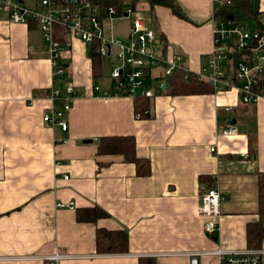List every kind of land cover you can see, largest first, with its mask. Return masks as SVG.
<instances>
[{"label": "crops", "instance_id": "1", "mask_svg": "<svg viewBox=\"0 0 264 264\" xmlns=\"http://www.w3.org/2000/svg\"><path fill=\"white\" fill-rule=\"evenodd\" d=\"M15 1L24 10L41 11ZM245 1L255 14L235 16L255 30L264 28V0ZM178 2L185 18L145 1L136 5V17L159 36L163 55L181 54L184 66L197 73L213 51L216 0ZM125 21L103 20L107 37L127 39L131 19L125 30L114 29ZM55 38L65 46L57 68L37 24L12 23L0 11V264H52L56 255L65 257L58 264H190L196 253L252 249L248 227L262 226L263 218L258 175L264 173V101L244 104L234 90L165 93L137 111L132 98L101 97L112 88L111 74H104L101 60V75L94 77L91 45L60 28ZM147 73L149 80L160 70ZM158 81L151 78L153 85ZM69 84L78 96L64 132L43 117L54 105L51 93L65 94ZM96 85L100 92H94ZM227 121L238 127L237 136L221 135ZM122 136L135 138L138 157L150 162L149 176H138L122 155L98 154L101 138ZM202 185L216 186L224 198L216 238L204 232ZM59 202L75 209H60ZM96 207L106 217L77 220L79 210ZM99 230L127 232L128 252L99 254ZM257 249L264 250V240ZM200 264L219 261L203 256Z\"/></svg>", "mask_w": 264, "mask_h": 264}, {"label": "built area", "instance_id": "2", "mask_svg": "<svg viewBox=\"0 0 264 264\" xmlns=\"http://www.w3.org/2000/svg\"><path fill=\"white\" fill-rule=\"evenodd\" d=\"M231 4V0H216L213 22V51L203 64L200 72L193 73L184 66L183 56L176 52L168 57L159 50V36L145 26L136 17L135 10L125 7L123 14L112 7H102L92 0H41V11L31 12L20 8L15 0H0V11L8 12L9 20L15 24L34 21L40 29L44 42L49 48L52 65L57 68L64 45L55 38L60 28L69 38L85 44L96 45L101 58L115 53L118 65L111 73L112 88L102 93V98L126 96L154 99L167 93L170 80L177 71L185 73V79L191 75L198 81L209 84L216 93L236 91L241 101L247 105H256L264 101V34L248 26L237 16H216L218 8ZM132 20L130 35L127 39L107 37L103 20L110 22ZM162 48V47H161ZM156 69L160 73L149 76L147 70ZM63 69L58 68L62 74ZM152 72V71H151ZM159 80L156 85L151 83ZM95 86L94 92H100ZM78 96L73 84L67 86L65 94L53 91L50 95L54 105L44 114L43 121L51 128H60L67 132L66 120ZM148 111L146 112V114ZM225 137L237 136L239 129L232 122L221 128ZM215 152V148L211 149ZM201 215L206 219L204 232L209 238H216L219 232L221 204L224 198L216 186H201ZM60 209L74 210V204L59 202ZM217 257L219 264H263L264 250L247 249L243 251L219 248L215 252L196 253L190 256V264H200L203 256ZM65 257L56 255L50 258L52 264H58Z\"/></svg>", "mask_w": 264, "mask_h": 264}, {"label": "trees", "instance_id": "3", "mask_svg": "<svg viewBox=\"0 0 264 264\" xmlns=\"http://www.w3.org/2000/svg\"><path fill=\"white\" fill-rule=\"evenodd\" d=\"M102 7L112 6L118 13L123 14L125 7H131L135 10L136 5L145 1L149 3L152 8L166 7L169 8L176 16L185 18L182 8L178 0H92ZM237 14L254 15L248 1L231 0V4L221 6L216 12V16L233 17ZM261 34H264V28L259 27ZM96 45H91V59L92 69L95 78L101 75V60L102 58L96 52ZM170 86L167 94L171 96H191L215 93V90L207 83L198 81L197 78L191 75L185 79V73L177 71L171 78ZM150 99L136 98L134 100L137 111H142L147 108ZM98 154L102 155H122L125 161L136 166L137 174L140 177H147L151 173V165L148 159L139 158L137 155L136 140L133 136L122 137H105L100 139ZM250 154H256V142L252 140L250 143ZM208 180V177H202L201 182ZM258 189H259V213L264 217V173L258 175ZM106 217V214L99 208L92 210H79L77 213V220L83 223H95L99 219ZM264 240V229L261 223L250 225L248 227V246L252 249L261 247ZM129 250V236L125 231H104L99 230L97 233V252L99 254H125ZM154 264L153 260H142L141 264Z\"/></svg>", "mask_w": 264, "mask_h": 264}, {"label": "rangeland", "instance_id": "4", "mask_svg": "<svg viewBox=\"0 0 264 264\" xmlns=\"http://www.w3.org/2000/svg\"><path fill=\"white\" fill-rule=\"evenodd\" d=\"M26 4H32V9L40 11L41 10V0H25ZM130 24V20H127L123 23H117V25L114 26V29H116L118 32L121 30H125L127 26ZM117 64V60L115 57H105L102 59V69L104 74L110 75L113 67Z\"/></svg>", "mask_w": 264, "mask_h": 264}, {"label": "water", "instance_id": "5", "mask_svg": "<svg viewBox=\"0 0 264 264\" xmlns=\"http://www.w3.org/2000/svg\"><path fill=\"white\" fill-rule=\"evenodd\" d=\"M17 1L21 3L20 0H17ZM262 228L264 229V217L262 218ZM149 264H151V262H149Z\"/></svg>", "mask_w": 264, "mask_h": 264}]
</instances>
